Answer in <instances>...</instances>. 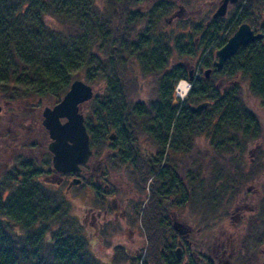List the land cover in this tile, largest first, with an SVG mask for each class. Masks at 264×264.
Masks as SVG:
<instances>
[{
  "label": "trees",
  "instance_id": "16d2710c",
  "mask_svg": "<svg viewBox=\"0 0 264 264\" xmlns=\"http://www.w3.org/2000/svg\"><path fill=\"white\" fill-rule=\"evenodd\" d=\"M99 2L0 0V94L39 101L48 97L56 104L73 81L103 83V96L94 97L93 111L85 117L90 147L94 154L107 150L104 137L109 130L113 137L117 125V140L122 143L135 146L133 136L147 137L155 156L132 147L136 177L143 169L139 156L146 158L138 213L147 244L141 251L142 264H178L169 239L173 230L160 226V216L174 209L179 199L181 209L191 217L218 221L237 201L241 189H232L226 180L237 175L233 172L237 165L230 161L246 159L248 149L264 135L258 111L250 102L259 100L264 107V46L253 43L241 48L208 80L195 79L181 102L174 97V86L187 81L189 69L183 64L190 57H196L197 64L200 52L174 54L161 34L156 35L158 22L171 7L149 2L148 7L138 8L144 0H102L98 6ZM176 61L180 66H175ZM138 71L154 82L155 100L147 108L141 101L133 103L138 85L125 79ZM223 84L229 88L223 89ZM203 103L207 104L203 111L190 112L189 107ZM131 112L138 121L129 116ZM259 152L264 158L262 147ZM190 160L195 163L190 165ZM255 168L244 183H252L264 167L255 164ZM58 200L17 197L13 192L2 197L0 192V264H100L88 241L69 222L70 209ZM260 218L257 222L250 218V231L257 227L255 223L262 224Z\"/></svg>",
  "mask_w": 264,
  "mask_h": 264
},
{
  "label": "flooded vegetation",
  "instance_id": "af4514ba",
  "mask_svg": "<svg viewBox=\"0 0 264 264\" xmlns=\"http://www.w3.org/2000/svg\"><path fill=\"white\" fill-rule=\"evenodd\" d=\"M150 2L155 5L168 4L171 7L170 13L163 16L158 22V28L162 31L161 35L165 38L161 40L170 46L169 48L174 54H179L180 52L192 56L196 52H204L207 54L203 56L204 60L202 62L195 64L196 57H190L189 62L186 63L188 65L183 64L185 67L188 66V73L190 69H193L194 80L197 78L208 80L205 79L202 73L204 67L207 70L211 69L212 73L213 70H216L213 66V63L216 61L215 54L230 39H228V36H220L225 28L230 30L229 35L232 33L230 35L232 36L242 24L248 23L249 25H247L254 34H262L263 36V39L255 43H260L264 46V20L262 25L258 22L259 20L255 22L248 13V7L245 6L243 7L244 11L242 15L235 14L241 0H237L233 4L228 3L225 15L220 18H214L213 15L218 9L221 0H215L213 3H209V14L205 15L204 18L201 7L199 10L194 8L200 5V2L202 3L201 6L205 5V0H150ZM199 19H203V21L198 23L200 22ZM127 28H129V25ZM158 28L156 26V29ZM168 29L172 31L168 33ZM216 35L217 38L219 36L220 43L217 46H213L210 43ZM133 41L136 43L141 42H137L136 38ZM209 56L212 58L210 64L204 65V61ZM176 62L175 66H180V62ZM226 63L227 61L224 65ZM221 82L222 80H219L216 83L220 85ZM168 83L170 84V82ZM169 86L171 88V85ZM175 98L177 99V97ZM2 109L5 111L2 112ZM61 122L63 123L65 120H61ZM118 129L117 125L116 129L114 128L112 131L113 138H111V141L114 144L111 149L106 150L104 154L99 156V159L94 160V162L91 161L93 156H95L91 149L92 157L87 164L80 165L79 172H58L53 167V153L50 150L53 140L49 130L43 126V118L38 120V116L33 113L32 121H28V123L24 121L20 122V118L14 114L7 116V110L0 106V190L2 191V197H6L10 192H13L17 197L26 195L35 197L39 195L49 198L52 196L53 190L63 187L64 194L69 193L73 188L83 184L91 191L90 196L95 200V206L88 208L85 214L82 213L83 222H86V225H90L92 228L93 234L95 235L94 240L101 241L105 244L104 241L106 239L111 238L112 241V238L117 235V231H121L123 237L127 236L126 232H131V235H133L134 232L130 230H138L136 220L139 218L138 213L144 198L142 192L144 174L138 172V176L136 177L135 172L132 171V165L135 161L133 157L135 150L133 148L139 150L138 145L133 146L131 143H122L117 140ZM23 132H25L23 139L26 143L22 140L21 134ZM136 137L137 135L132 138L137 140L138 138ZM255 144L253 152L248 149L249 151L246 152L247 158L242 159L240 163L243 164L244 162L245 165L250 163L256 165L261 164L264 167V158H260L263 154L259 152L261 147H264V143L261 144L259 141ZM251 152L254 154L250 156ZM254 155H257L258 158H254ZM139 157V164L144 170L145 165L143 163L145 161L142 159V156ZM193 163L195 162L192 160L189 161L190 165ZM123 173H125L124 175L127 174L131 181L122 178L124 177ZM262 173L255 176V179L262 176ZM177 179L180 182L181 179ZM74 180H79V184L68 188L69 184ZM8 184L13 185V189L6 190ZM249 184L253 183H244L243 186L238 188L241 191L237 194L239 199L236 201L235 208H231L225 213L227 215L228 226L235 228L239 224L238 221L243 217H239L238 211L242 213V209L246 203L254 202L251 204V208H249V215L255 210L257 204H263L264 193L261 190H263L264 186H259L257 190H250V187H247ZM167 185H169V182ZM230 187L234 189L233 186ZM243 201L246 202L244 203ZM237 207H239L238 210L236 209ZM142 212H144L143 207ZM166 214L167 216L163 215L161 218L163 221L160 226H167L173 230L172 236L169 234V239L173 242L172 246L176 249L175 256L177 257L178 264H229L233 257L232 254H229V257L224 259V261L220 259L226 253L227 247L231 248L229 245L233 243V240L231 241L232 234L229 230L222 232L220 236H217L218 238L213 240H210L209 233H205L202 236L203 238L199 239L201 236L200 231L193 227L195 225L193 218L190 215L186 216L185 212L181 209L179 199L175 202L174 209H168ZM153 216L154 214L151 217ZM245 219L250 220L248 217ZM254 219L253 221L257 222L256 217ZM256 224L259 225L260 223ZM245 225L247 226V223ZM248 228L250 229V225ZM141 229L144 234L145 229L143 227ZM219 238L222 241L218 242ZM196 242L200 254H196L195 250L192 251L197 245ZM168 243L171 245L170 242ZM118 248L122 249L120 247ZM121 254H123L122 250H118L120 257L127 258L126 253L125 255Z\"/></svg>",
  "mask_w": 264,
  "mask_h": 264
},
{
  "label": "rangeland",
  "instance_id": "374dc122",
  "mask_svg": "<svg viewBox=\"0 0 264 264\" xmlns=\"http://www.w3.org/2000/svg\"><path fill=\"white\" fill-rule=\"evenodd\" d=\"M204 1V0H203ZM215 0H205V5L201 6V2L200 5H197L194 9L199 10V8L201 7L202 12L204 13L203 18L205 17V15L209 14V3H213ZM102 0H100V2L97 4L98 6L101 5ZM149 1L144 0V2L142 4H139V6L142 7H148L149 6ZM131 4V1H128V5ZM248 7V13L249 15H251L250 17H252L255 22H258L262 25L263 24V20H264V0H241L235 14L237 15H242L243 13V7ZM141 9V7H138ZM211 9V8H210ZM248 17V15H247ZM201 23L203 21V19H199ZM163 24V23H162ZM248 24V23H247ZM55 24L53 22L50 23V26H54ZM165 25V24H164ZM249 25V24H248ZM159 25H157L158 28ZM226 29V28H225ZM223 29V31L221 32L220 36H228V39L231 37L230 35L232 33H230L229 35V31L228 29ZM129 30H131V27L129 26L128 28V33ZM167 31H169L168 33H170V31H172L171 29H168ZM161 30H159L158 28V34H156L158 37L161 34ZM219 38V36H218ZM217 38V35L215 36V38L213 39V41L210 43L213 46H217L220 43V39ZM131 42L133 41V39L135 40V38H131ZM161 39H165L163 35H161ZM226 39V38H225ZM199 60L198 62H202L204 60L203 56H206L207 54H205L204 52L199 53ZM102 62H106L107 58H101ZM105 65V63H104ZM193 69H190V71H192ZM207 68H203L202 69V73L204 74V71H206ZM143 75L138 71L137 73H133L131 72V76L129 75L128 77H125V79L127 80L126 83L130 84V82L133 80V82H135L138 86L136 88L137 92V96H134L131 98V100L133 101V103L137 102V101H141L143 103V106H145V108H147L149 106V104L151 102H153L155 99V91L153 88L154 82H153V78L150 77H145L146 79H144L142 77ZM130 78V79H129ZM129 79V81H128ZM81 80V79H80ZM178 81L175 84L174 87V97H177L178 100H180L181 102L184 100V98L187 96L185 95L184 98L181 97L179 95V92L177 90V87L179 85ZM188 83V82H187ZM90 87L93 90L94 93V97H102L105 91L104 84L100 83V84H89ZM224 88H229L227 86H224V84L222 85ZM140 90V91H139ZM190 90V89H189ZM133 92V93H135ZM189 92V91H188ZM178 93V95H177ZM188 94V93H187ZM94 97L84 103L83 105H81V112L82 114L87 118V116H89V113H91L93 110L92 108H94L93 104L91 103L92 100L94 99ZM43 101H39L37 97H12V96H6V95H1L0 94V106L1 108H5L7 110V116H11L12 114H14L16 117L20 118V122H26L28 123V121H32V114L35 113V115L38 116V120H41V118H43V111L45 108H52V106H54V100L49 99L48 97L42 98ZM251 105L253 107V110L258 111V113L256 114L258 116V118L260 119L261 125L263 126V131H264V107L262 106L261 102L259 100L256 99H250ZM11 106V107H9ZM251 107V108H252ZM5 111L4 109H2V112ZM254 111V112H255ZM130 117H135L136 120L137 119V115L133 112H131V114L129 115ZM85 118V120H86ZM130 123H134L137 124L133 119H129ZM133 120V121H132ZM39 122V121H38ZM94 122V121H93ZM27 126V125H26ZM36 128V127H35ZM138 130V129H137ZM38 131V130H37ZM36 132V131H35ZM111 132V130L108 131L107 135L104 137L105 139V144L107 146V150L111 149L112 145L114 144L113 141H110L111 144H109L108 140V136L109 133ZM136 133H138V131H136ZM113 134V133H112ZM25 135V132H23L21 134L22 136V140L23 142L26 143V141L23 139V136ZM141 135V134H140ZM137 134V145H138V149L142 154H151L153 156L154 155V149L150 146V141L147 139V137L145 136H140ZM109 138H113L112 136H109ZM260 142L261 144L264 143V135L260 138ZM27 144H29V142H27ZM197 145L199 147H204V144H200L197 143ZM255 143L252 144V147L249 148V150H251L253 152V149L255 147ZM202 149V148H201ZM264 149V147H263ZM248 150V151H249ZM106 150L102 149L98 154H95V156H93V159L91 161L94 162V160L99 159V156H101L102 154L105 153ZM250 153V156L253 155L254 153ZM257 154V153H255ZM143 155V156H144ZM254 158H258L257 155L253 156ZM101 158V157H100ZM144 159L145 156L143 157ZM231 161H233V163L231 165H237V168H233V172L235 171V173L237 174L236 177H231V178H227L226 180L228 181L230 186L234 187V190H238V188L240 186L244 185V180L246 181V179H248V177L246 176H251V174H254V172L257 170L255 168V164L250 163L246 165V168L243 169V167L240 166H244L245 163L243 162V164L241 165L240 160L237 159H231ZM239 163V164H238ZM126 171H128L127 169H125ZM130 171V170H129ZM263 171V175H264V168L262 169ZM140 172H142L144 175L146 174V170H141ZM248 173V174H247ZM125 173H123L124 175ZM260 176L258 177V179H254V182H252L253 184H249L247 187H250V190H257V188H259V186H264V176ZM209 176V174H208ZM245 177V178H244ZM255 177V176H254ZM125 180L127 181H131L129 179V177L126 175H124ZM203 178H207L206 176H203ZM231 181V182H230ZM124 182V181H122ZM150 182V181H148ZM125 183V182H124ZM13 189V185H7L6 186V190H10ZM245 189V188H244ZM54 192L52 193V196H55L56 198H59V202L64 206V208H69L70 209V214H71V219H70V223L72 225V227H75L76 229H78L79 231V236L83 237L86 241H88V248L90 253L93 255V257L95 258V260H97L98 262H100V264H142V253L141 251H144L145 248H147V244L144 238V234L143 231L141 230L142 228V223L139 222L140 219L137 218V223H138V230H130L133 233V235H131V232H126L127 236L123 237L122 236V232L121 231H117V235L114 236L112 238L106 239L104 241L105 244H103L101 241H95L94 240V234L92 231V228L90 225H86V222H83V216L82 213L85 214L86 210L92 206H95V200L93 199V197H91L90 193L91 191H89V189H87L86 186H84L83 184L73 188L69 193H64V188L61 187L60 189H56L53 190ZM93 191H95L93 189ZM261 192L264 193V187L263 190H261ZM148 193V192H147ZM230 195V194H229ZM239 198L237 197V200ZM252 200V199H251ZM244 203L246 201H243ZM254 202H249V204H245L243 207V212H239V217H243V218H239L240 220L238 221V225L234 228L231 226L227 225V215L226 214H221L222 217H220L218 219V221H214V219L212 218H207V222H203V219L201 218V220L199 218H193V223L195 224L193 227L196 230L200 231L201 236L199 237V239L203 238L202 236L205 235V233H209L210 234V240H213L215 238H218L217 236H220V234L222 232H226L227 230H229V232L232 234L231 237V241L233 240V243L231 245H229L231 248L227 247L226 253L224 254L223 258L221 257L220 259L224 261V259H226L227 257H229V254H232V258L229 262V264H264V200H263V204L259 205L257 204V206H255V210L251 213V215H249V208H251V204H253ZM235 204H236V200L234 201V203H230V205H228V208H235ZM86 208V209H85ZM239 207H237L236 209L238 210ZM228 209V211L230 210ZM235 212V211H234ZM169 213V212H168ZM190 215V214H189ZM249 215V216H248ZM262 215L263 218H260V216ZM167 216V215H164ZM252 218V220H254V218L256 217V219H263L262 224L257 225V227L254 229H252L250 231V229L248 228V223H250V221L248 219L245 218ZM259 217V218H258ZM229 219V218H228ZM245 223H247V226L245 225ZM246 227V228H245ZM215 235V236H213ZM254 235V236H253ZM213 237V238H211ZM206 239V238H205ZM197 241V239H196ZM222 241L221 238L218 239V242ZM124 245H123V244ZM197 244V242H196ZM121 245V246H120ZM198 244L192 249V251L195 250L196 254H200V251L198 249ZM118 247L122 248L119 249ZM118 250H122L121 255H125L127 258L125 257H120L118 255ZM190 250V249H189ZM188 250V253H189ZM125 252V253H124ZM203 252V251H201Z\"/></svg>",
  "mask_w": 264,
  "mask_h": 264
},
{
  "label": "water",
  "instance_id": "95a60500",
  "mask_svg": "<svg viewBox=\"0 0 264 264\" xmlns=\"http://www.w3.org/2000/svg\"><path fill=\"white\" fill-rule=\"evenodd\" d=\"M237 0H221L219 7L214 13V18L223 17L228 3ZM263 39L262 34H254L247 24H242L230 37L226 44L216 52V61L213 66L220 71L224 63L230 60L240 48H245L256 41ZM212 71H204L205 79H209ZM194 80V71L188 73V83ZM94 97L92 88L83 81L76 80L70 84L69 90L64 97L52 108H45L43 116L44 125L49 130L53 143L50 150L53 153V167L58 172L80 171V165H85L92 157L89 135L86 130L84 115L81 105ZM203 103L189 107L193 114H198L206 108ZM65 120V122H61ZM79 180L72 181L68 188L79 184ZM177 256H179L177 254Z\"/></svg>",
  "mask_w": 264,
  "mask_h": 264
},
{
  "label": "bare ground",
  "instance_id": "6f19581e",
  "mask_svg": "<svg viewBox=\"0 0 264 264\" xmlns=\"http://www.w3.org/2000/svg\"><path fill=\"white\" fill-rule=\"evenodd\" d=\"M177 90H178V92H179V95L181 96V97H183L184 98V96L188 93V91H189V85L186 83V82H184V81H181L180 83H179V85H178V87H177ZM64 97V96H63ZM39 99V98H38ZM41 99V98H40ZM57 104V103H56ZM44 121H45V117L43 116V126L45 127V125H44ZM242 160V159H241ZM240 160V161H241ZM185 212V214H186V216L188 215L187 214V212L186 211H184ZM164 215V213L160 216V217H162ZM157 216V215H156ZM155 219H157V217L155 218Z\"/></svg>",
  "mask_w": 264,
  "mask_h": 264
}]
</instances>
